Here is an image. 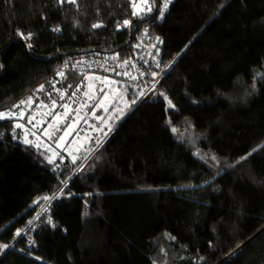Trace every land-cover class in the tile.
Here are the masks:
<instances>
[{
	"label": "trees",
	"instance_id": "obj_1",
	"mask_svg": "<svg viewBox=\"0 0 264 264\" xmlns=\"http://www.w3.org/2000/svg\"><path fill=\"white\" fill-rule=\"evenodd\" d=\"M161 1L0 0V111L66 60L143 36L161 53L136 85L105 80L93 144L75 120L50 157L0 119V264H264V0H167L159 19ZM112 87L130 108L109 131Z\"/></svg>",
	"mask_w": 264,
	"mask_h": 264
},
{
	"label": "built area",
	"instance_id": "obj_2",
	"mask_svg": "<svg viewBox=\"0 0 264 264\" xmlns=\"http://www.w3.org/2000/svg\"><path fill=\"white\" fill-rule=\"evenodd\" d=\"M165 2L161 1L163 16L167 11ZM163 16L159 14V19ZM160 61L156 36H143L135 44L132 56L126 59L98 53L64 61L42 82L27 90L13 106L22 113L21 124L25 129L40 132L53 128L50 143H54L77 120L75 141L85 140L93 144L99 140L108 123V120L101 121L96 116L97 105L109 87L105 80L114 79L124 85H136L151 70L158 68ZM70 76H74V80ZM41 85L44 86L43 90H40ZM29 98L31 103H27ZM21 101L26 103L21 104Z\"/></svg>",
	"mask_w": 264,
	"mask_h": 264
},
{
	"label": "rangeland",
	"instance_id": "obj_3",
	"mask_svg": "<svg viewBox=\"0 0 264 264\" xmlns=\"http://www.w3.org/2000/svg\"><path fill=\"white\" fill-rule=\"evenodd\" d=\"M133 8L137 12L142 9H148L149 5L148 3L144 4L142 0H137ZM256 76H259V74L256 73ZM113 83L114 82H111V84ZM129 108L130 103L126 97V92L122 91L118 87H112L102 98L98 111L103 112L111 110L113 120L112 125L109 127V131H111L121 121V119H123ZM0 113H5V118H16L17 121L15 124L20 125V119L22 117V113L20 111L7 109L0 111ZM22 129L25 130L23 131L22 141L24 143H33L34 145L47 149L50 157H54L58 154V152L65 150V140L69 134V126L63 131L55 145H51L48 141L50 129H45V131L40 134L28 131L27 129H24V127ZM30 135L33 137L30 138Z\"/></svg>",
	"mask_w": 264,
	"mask_h": 264
},
{
	"label": "snow or ice",
	"instance_id": "obj_4",
	"mask_svg": "<svg viewBox=\"0 0 264 264\" xmlns=\"http://www.w3.org/2000/svg\"><path fill=\"white\" fill-rule=\"evenodd\" d=\"M61 2H65V0H61ZM67 2H70V3L75 4V3L77 2V0H67ZM133 2L135 3V0H133ZM142 2H143L144 4H147V3H148V0H142ZM164 7H165V8L167 7V0H166V2H165V4H164ZM151 10H152V9L149 7V8H148V11H151ZM133 15H136V13H133ZM160 15L163 16V9H161V11H160ZM124 23H125V24H128V23H130V22H129V21H125ZM93 27H99V25H93ZM20 35H21L22 38H24V39H26V40H30V39H31V34H29L27 37H24L22 33H21ZM28 46L31 47L30 44H29ZM59 74L62 75V73H59ZM43 87H44V86L41 85L40 90H43ZM165 99L167 100V97H165ZM24 103H26V101H21V104H24ZM27 103H31V98H29V100L27 101ZM168 104H169L170 107L172 106L170 100L168 101ZM17 107H19V105H17ZM5 115H6L5 113H0V119H4V118H5ZM29 122H31V119L29 120ZM16 127H22V125L17 124ZM175 131H176V129H173V132H175ZM26 142H27V141H26ZM213 159H214V157H213ZM49 162L51 163L52 161H49ZM55 197H56V194L54 193L53 196H51V197H49V196H44V197H41L40 199L47 201V200H50V199H54ZM35 203H39V201H36ZM29 223L31 224V221H30ZM21 234H22L21 230H18L17 233H16L17 236H19V235H21ZM8 247H9V245H7V244H2V245H0V250H2V249H6V248H8Z\"/></svg>",
	"mask_w": 264,
	"mask_h": 264
},
{
	"label": "crops",
	"instance_id": "obj_5",
	"mask_svg": "<svg viewBox=\"0 0 264 264\" xmlns=\"http://www.w3.org/2000/svg\"><path fill=\"white\" fill-rule=\"evenodd\" d=\"M75 125H76V124L73 123V124H71V125L69 126V134H71V131H72V129L74 128ZM69 134L67 135V137L69 136ZM67 137H66V138H67Z\"/></svg>",
	"mask_w": 264,
	"mask_h": 264
}]
</instances>
